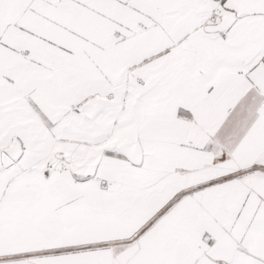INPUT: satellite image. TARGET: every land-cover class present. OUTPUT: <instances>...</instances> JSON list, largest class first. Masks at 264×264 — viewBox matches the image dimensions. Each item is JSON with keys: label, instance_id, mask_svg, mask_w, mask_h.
I'll list each match as a JSON object with an SVG mask.
<instances>
[{"label": "snow or ice", "instance_id": "obj_1", "mask_svg": "<svg viewBox=\"0 0 264 264\" xmlns=\"http://www.w3.org/2000/svg\"><path fill=\"white\" fill-rule=\"evenodd\" d=\"M0 264H264V0H0Z\"/></svg>", "mask_w": 264, "mask_h": 264}]
</instances>
